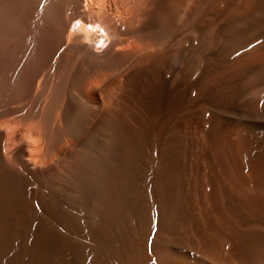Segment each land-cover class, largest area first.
Segmentation results:
<instances>
[{"label": "bare ground", "instance_id": "bare-ground-1", "mask_svg": "<svg viewBox=\"0 0 264 264\" xmlns=\"http://www.w3.org/2000/svg\"><path fill=\"white\" fill-rule=\"evenodd\" d=\"M263 103L264 0H0V264H264L219 132Z\"/></svg>", "mask_w": 264, "mask_h": 264}, {"label": "rangeland", "instance_id": "rangeland-1", "mask_svg": "<svg viewBox=\"0 0 264 264\" xmlns=\"http://www.w3.org/2000/svg\"><path fill=\"white\" fill-rule=\"evenodd\" d=\"M216 74L217 79H221V75ZM141 84V82H139ZM137 85L135 88L137 92L141 93L140 98L144 102L154 103V104H163L167 100L172 101L175 98H181L183 104L182 115L185 114V108L187 100L190 97L197 98L199 100V104L201 102V91H199L198 87H194V89L189 88L187 85L181 83L179 87H172V92L169 94V91H166L163 88V85L160 83L155 84L153 87L148 88L147 91L141 92V85ZM187 96V97H186ZM238 106L241 109L246 111H257L262 110V108L258 109V107H253L251 104L247 103L245 100L238 101ZM264 104V103H263ZM201 108V105H198ZM260 107V106H259ZM264 114V113H263ZM262 113L258 115H262ZM207 139L213 133V129L210 126L207 127ZM220 134L223 139L228 141V143L232 147L234 162L239 172L249 178L256 185L257 191H264V127H255L250 125H242L235 128H230L227 126H221ZM245 170V172H244ZM245 215H250L254 217V221L248 220L250 224H258L259 217L264 218V211L261 210V207L255 205L253 207H247L244 210ZM232 212L234 216L237 217L242 211L239 206H232ZM166 221H160L157 226H155V230L157 232H161L166 227ZM259 225V224H258ZM254 234V235H253ZM230 240L229 244L232 247H246L248 249L253 250V254L256 258L262 256L264 261V251L262 252V245L258 241V236H261V233L258 232H247L241 233L240 230H236L232 227L230 231ZM254 238V239H253Z\"/></svg>", "mask_w": 264, "mask_h": 264}]
</instances>
